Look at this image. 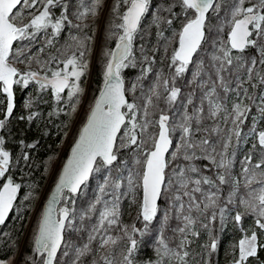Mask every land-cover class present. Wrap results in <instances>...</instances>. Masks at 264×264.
<instances>
[{
  "label": "snow or ice",
  "instance_id": "1",
  "mask_svg": "<svg viewBox=\"0 0 264 264\" xmlns=\"http://www.w3.org/2000/svg\"><path fill=\"white\" fill-rule=\"evenodd\" d=\"M101 0H80L76 11L73 15L77 20L83 21L89 14L95 16L99 10ZM179 4L183 14L185 23L182 24L180 31L174 33L178 35L179 46L173 50L170 68H174V76L182 75L188 65L192 61L193 54L199 48L201 41L204 39V28L207 20V14L210 11L219 12L221 5L216 0H175ZM175 3L169 5L164 11H167L171 16L177 14L172 11ZM248 4L245 7V4ZM150 0H117V5L114 11L117 12L118 23H114L113 30L118 32L116 38V45L114 49H110L106 53V64L104 69V87L101 90L100 96L96 99L94 106L90 112L87 123L84 125L80 138L77 140L72 149V156L64 165L62 174L59 178V183L56 185V193L59 196L64 189H68L71 193H77L80 186L88 179L89 174L97 169L94 164L97 158H101L104 165H111L117 159L114 154V145L118 138V133L123 128V136L120 138L121 146H136L144 148V161L143 171L140 175V184L142 185V201L140 203L139 217H142L145 222V230L148 224L156 217L158 212L157 200L162 192V185L165 183V169L170 163L166 160L165 154L168 153L170 146L173 144L172 133L180 130L181 138L177 143V151L172 153L173 158H176L183 152L184 159L191 161L197 158L195 151L201 148L206 155L205 159L211 160L217 168H227L230 161L224 158L221 153L219 163L216 161V156L213 152H208L210 141L202 139L198 143L193 142L192 121L196 119L199 122L200 113L204 111L203 107L195 109L192 115L187 112L182 117V122L178 125H171L169 115L163 111L159 115L158 120H150L149 109L153 106L154 99H160V92L158 91L159 85H154L150 90V95L144 98V103L139 106L135 103H129L125 98L124 82L121 78V71L129 66H135L133 55V41L140 28L142 19L145 14L149 12ZM22 6V7H21ZM123 6L124 11L120 13L119 7ZM21 7L20 11H14ZM68 5L65 0H0V94L6 95V110H3V119H0V129L4 128L6 121L11 117L14 109V93L13 88L15 85H22L28 87L30 82H35L39 85L40 89L49 88L52 91L57 101L61 100V94L67 90V97L69 106L75 111L76 105L72 101L79 96L82 89L79 85V80L87 68V62L83 60L85 55L84 42L77 41L80 50L73 52L63 60L45 61L43 64L39 59L32 57L26 50L25 46L14 47V42L17 41H31L34 40L38 33H47L51 30L52 36L60 34L65 24H71L68 16ZM61 9L59 15L54 11ZM25 12L27 15H25ZM231 19L226 20L230 24V31L228 32L227 44L228 47L220 49L222 56L213 57L214 60L220 61V67L217 69V78L220 81V86L224 88L225 92L230 89L224 83V77L220 73L224 70L225 63L227 65L233 64L230 52L232 49L243 51L247 46L254 45L255 40L251 39L253 34L256 36H264V0H234L231 6ZM160 19L158 14H154V22ZM172 19L166 21L167 24H172ZM79 28L81 25H75ZM157 27L159 24L157 23ZM254 30V32H253ZM159 37H164L163 32H158ZM75 40L76 38L73 37ZM47 43L50 45L52 39H48ZM43 51V49H41ZM264 53V49H262ZM27 57V59H25ZM148 60L147 57H145ZM39 65V70H33L32 63ZM264 63V61H261ZM26 63L25 69H20L16 65ZM62 64L63 67H57L53 70L51 67H45L50 64ZM151 63V61H149ZM255 64V61L252 62ZM152 69L148 67L144 69V73L150 72ZM253 68H248L249 73L253 72ZM43 73V74H42ZM194 76H200V70L194 73ZM159 79V74H158ZM264 82V77L261 78ZM170 81L163 80L164 90L167 95L164 97L165 102L171 106L174 104L180 94V89L174 86V83L169 87ZM133 91L135 85H133ZM246 92V90H245ZM239 97V93H237ZM251 99V97H245ZM207 100L208 114L210 117L215 118L220 112H228L223 103L220 101L216 94V85L213 84L208 90L204 92L202 103ZM4 101H0V104ZM191 104V99L188 100ZM27 108L31 107L29 101L25 105ZM143 108V116L139 115L140 108ZM126 108L128 111H122ZM62 110V109H61ZM250 111L247 104L243 99H239L231 106V112H228L227 120L229 117L232 119L233 125L236 127L232 130L236 137H240L239 125L243 123ZM260 112L264 115V96L261 97ZM38 114L31 112L28 116L32 120ZM51 115V113H50ZM23 118V117H22ZM150 127L158 128V132L153 133L148 140L141 139ZM139 130V131H137ZM255 134L259 146L264 149V130L258 131L255 126L252 129ZM125 141L127 142L125 144ZM151 142V150H147L148 143ZM23 144V141H21ZM28 148L34 147L33 144L25 145ZM255 146V145H254ZM223 148H228V142L223 144ZM23 159L27 161L28 154L23 153ZM249 161L251 157L247 158ZM11 163V153L6 150L5 139L0 136V178H4L9 172ZM264 166V160L257 163L254 167L260 169ZM245 174L249 172L246 167ZM199 170L195 166L188 168H179L175 170L176 183L179 185L177 192L183 190L182 195L188 197L189 212L193 208H199L197 198L192 194L201 192V184L213 185L214 181L207 176L193 180L187 173H198ZM221 183L225 182V176L218 177ZM255 179V173L248 179V184L251 185ZM262 186L258 193H254L251 200L241 203L246 205L248 210L257 215L256 226L264 230V181H256ZM109 183V178L105 177V184ZM169 185L172 181H168ZM105 184L99 186L101 193L104 192ZM190 184L196 187L188 191ZM129 188L135 187L134 177L130 173L128 177ZM21 185L13 181L12 176L8 175L7 179L0 187V225L6 222L11 210L14 209V201L17 198V192ZM115 189L120 188V183H114ZM28 197H25L27 199ZM181 195L177 194L174 198L176 202H180L179 209L176 210L177 217L182 216L185 225L177 229L182 235L194 224V220L190 215H184V204L181 202ZM209 204L214 205L216 201V194L210 192L207 196ZM55 202V201H54ZM103 203V207L97 209V205ZM205 204L204 207H209ZM99 212L97 223L93 226L88 236V242L84 243L81 247L75 249L76 259L73 264H78L81 257L86 256L92 252V243L99 242V248H111L115 246L122 238H127L128 247L126 254L123 255L121 264H133V253L137 248V240L128 231L127 225H119V197H115L112 201H103L98 195L96 201L90 204L88 212ZM223 214L224 209H220ZM69 209L67 207L60 208L58 217L53 216V208L49 205L47 211L43 214L39 222V228L35 235V247L33 251L40 257L42 264H53L57 257V251L64 243V230L73 227V221L70 219ZM167 215L165 220H167ZM215 217L213 216V219ZM83 219V216L81 217ZM236 222L241 220V214L237 213L235 216ZM113 226L120 227L123 232V237H115L111 234ZM206 227V226H205ZM140 231L136 228L135 224L131 226V232L135 233ZM197 234V233H194ZM186 240V237H185ZM185 240H181L177 249L174 251L161 237L158 241L156 249L159 259L154 264H164L165 257L175 256L185 264L184 257L188 255L185 251L181 254L180 249L184 247ZM208 247L215 250L217 247L216 239H211ZM258 245L257 232L252 231L251 235H246L238 243V258L233 264H246L250 257H256ZM65 255L68 253L65 252ZM32 264H36L35 257L29 258ZM103 264H113L107 256L100 258ZM0 264H14L5 259H0ZM27 264V261L25 262ZM93 264H97L94 260ZM153 264V262H150Z\"/></svg>",
  "mask_w": 264,
  "mask_h": 264
},
{
  "label": "trees",
  "instance_id": "2",
  "mask_svg": "<svg viewBox=\"0 0 264 264\" xmlns=\"http://www.w3.org/2000/svg\"><path fill=\"white\" fill-rule=\"evenodd\" d=\"M216 1H219V4H226V5L229 3H234V0H216ZM65 2L68 5H70L69 10H68V16H69V20L71 21V24H65V27L61 30L60 34L53 37L51 30L49 29L47 33H44V32L38 33L36 38L34 40H31L30 42L29 41L14 42V47L25 46L27 52L32 57L37 58V59H41L42 57L43 62H41V64L44 63L45 61H49L48 60L49 56H53V58L57 61L66 59L67 56H70L73 53V46H72L73 45L72 41H74L73 37L75 38L78 37L77 35L78 29L81 30L82 28H84L85 30L86 27L82 26V23H80L82 21L77 20L76 17L73 15V13L76 11L78 4L80 3V0H65ZM173 3H175V0H150L149 12L146 13L144 18L142 19L139 29L140 30H160V27H157V23L159 24V26H163V25H166V21L168 19H172L173 22L171 26H173V30L174 29L180 30L182 27V24L185 23L186 21L184 19V14L181 8L179 7V4L175 3V7H173L172 9V11L177 14L176 16H171L169 12L163 10ZM21 7H18V9L14 11H20ZM119 8L122 10L123 6H120ZM101 10H102V0L100 2L99 10L96 14L97 16H94V19L92 22L93 33L91 30L87 31L88 32L87 38L90 39L93 37L90 47L92 46V42L95 38V34H96L95 31L97 30L98 25L100 23L97 21L98 20L97 18H99ZM54 11L56 12L57 15H59L61 9H55ZM154 14H158L160 17V19L157 22H154ZM214 14H215V11H210L207 14V20H206V24L204 28V39L202 40L199 46L200 49H203V45L206 40L205 34H207V27H206L207 23L209 24L210 19H212V16ZM219 14H221V10ZM25 15H27L26 12H25ZM111 19H112V16H111L110 10H106L105 16L103 19L105 21L104 22L102 21L101 23L102 33H106L108 31L107 26L109 24V20ZM218 20H222V22L220 23V26L222 27V30H223L222 31L223 36H226V30L228 27L226 25L227 18L226 17L224 18V14L222 13L221 17H219ZM78 24L81 25V27L79 28L75 27V25H78ZM47 37L50 39H53L54 49L51 50L47 47H44V50L41 51L39 42L46 40ZM67 42H69L70 44L66 46L62 45L63 43L67 44ZM144 42H146V40L142 41V43ZM155 42L158 48V44L160 41H155ZM150 43H151V40H149L147 45L137 44V46L135 47H138V50H141L143 48L146 49L145 51L149 55ZM224 47L230 48L228 44H224ZM249 48H250V45L247 46L243 51H240V50L236 51L233 49L231 50L230 55L232 56L234 64H235V61H234L235 58H233V56L235 55L244 56L248 60V56L250 53ZM157 50H158V55L156 56L157 61L149 63V61L141 59L137 62V66L139 67V69L137 68L136 70L128 69V71L125 70V74L123 76L124 78H122L124 80L125 95L129 103L131 102L134 103L135 96L133 97L129 95L128 93L129 85L127 82L129 81L128 78L130 77L134 78L136 77L137 74H141L142 76L137 75V78L135 80L140 81L143 86L145 85V86L151 87L157 84L159 85L158 91L161 94L160 99L158 100L154 99L153 108L155 110L158 109L159 111L158 113L160 114L163 111L167 115H172L170 117V120L176 123V120L182 119L185 112H188L191 106L194 105L193 107L194 109L200 108V104H202L201 106L206 107V102L204 100L203 103L202 101H199L197 103L192 102L191 104L188 103V101L186 100V96L189 95L192 90H194L193 84L191 81L192 78H189L188 77L189 74H187L188 72H185L182 75L175 77V80L173 81L174 68H170L169 67L170 64L169 62H167L169 53L167 54V56L165 55L166 52H164V46L161 47V53L159 49ZM212 50H214V48H212ZM195 55H196V52L194 56ZM207 57H208V54H206V60L208 63L206 64V68L203 71L202 80L198 78L201 80V86L199 87L200 92H202V95H203V93L209 87H211L210 85L215 84L217 96L219 97L221 102L225 103L228 93L225 92L223 87H221L220 83L218 82L219 80L217 78V69L219 68V66L215 65V67L214 66L212 67L211 65H209L210 60H208ZM25 59H27V57H25ZM22 64L27 67L26 63H22ZM59 65H62V64H59ZM16 66L22 69L21 64H17ZM237 66L238 65H233V64L227 65L225 63L224 70L220 73V75L223 74L224 79H227L228 73L234 75L231 70L232 67L236 68ZM260 66H259V69L261 68ZM31 67L33 70H39V65H37L34 62L32 63ZM45 67H51L53 70L56 69L54 68V65L52 64L45 65ZM148 67H151L152 70L145 74L143 70L147 69ZM261 69H262L261 73H264V68H261ZM84 71L85 72L83 76H85V79H86L88 75L87 68ZM158 74H159V79H158ZM162 77H163L162 81L164 79H168L170 81L169 87H171L172 84L174 83V86L175 87L178 86L177 88L180 89V94L178 96L177 101L171 106H169L165 102V99H164V97L166 96L165 92L164 93L161 92L162 90H164V86L161 84V81H160ZM101 79L102 77L100 75V71L98 70V67L96 65L93 71L92 79H91L93 84L96 85V87L94 88L95 93L97 92L98 88L102 84ZM224 81L226 82L229 88H231L234 82V80L232 79H228ZM249 83L254 87V89L252 88L251 90L250 89L248 90L249 86L246 85L245 87H246L247 95L245 96L256 95L261 85L263 84V82H261L260 80H256L254 82L249 81ZM150 90H147V92H144L145 90L144 91L141 90L139 97H138L139 98L138 104L140 106H142L141 98L144 103V98L151 94ZM13 93H14V100H17L19 96V89L17 85L14 86ZM46 93H47L46 94L47 98L48 96L52 97V91L50 87L46 88ZM29 100L32 106L33 104L32 96H29ZM0 101H4V103L0 104V117L2 116V119H3V110H6L5 95L0 94ZM30 108H26V109L29 110ZM141 108H140V111H141ZM65 109H66V113L60 114V117H59L60 120L59 119L58 121L54 120L55 122L57 121L55 126L53 127L51 124L49 132L46 135V137L38 139V140L36 139V135L39 133V129L26 128L25 118H23L24 120L23 119L19 120L16 117L14 119H11L12 116H14L15 114V110H16L15 104H14V109H13V113L11 117L6 121V125H9L10 127H12L13 135L15 136L16 142H18V145L14 147L15 150H13V152L18 151V149L20 148L19 145H21V140H23L24 145L28 144L29 143L28 141L34 140V144H33L34 147L25 149V151L27 150V152L25 153L28 154L30 159L26 163H24L22 166L20 165V168L25 170L24 174L26 175V180H28L27 182L30 184L35 183L39 186V188L36 189L37 190L36 193L30 192V196H26L29 192L26 186H21L20 189L18 190L17 198L14 202L17 203L20 200H23L22 202L25 201L26 207L24 208L22 212V217L19 222H17V215L16 214L14 215L13 213L14 210H11L8 218L6 219V222L0 225V232H2L3 235H4V232L9 233V236L5 240L6 242L3 244L4 248L1 249L2 251L0 250V258L2 259H7L11 253L13 254L16 253L17 246L19 247V242L21 241L20 239L22 238V235L25 229V224L27 223L28 218L30 217V214L32 213V210L34 206L36 205V201H37L36 194H39L41 192V189L44 186V183L46 182L47 177L45 175V171H46L45 167H47L50 164L51 160L55 156H57V154L59 153V143L61 142V138L67 133V131L70 130V127H71L70 126L71 124L70 123V118H71L70 112L72 111V114H73V110L69 105L65 107ZM123 111L127 112L128 110L126 108H123ZM221 114L222 112L218 113L216 118H219ZM208 120L210 119H209V114L207 113V109L204 111V116H202L201 114V119L199 120V122H197L196 119H193L192 139H194L195 141H197V139H201V140L208 139L210 141V145L208 146L207 150L208 152H213V149H215V152L213 153V155L216 156L217 163H219L221 159L220 154L223 153L224 158L230 161V165L227 168H217V165L213 164L211 160L209 159L207 160L203 158L202 155L203 154L206 155V153L202 149L200 150L199 148H197L195 151V156L197 158L192 159L191 161H186L184 159L183 152H181L176 158H173L172 153L177 151L176 145L177 143H179L180 138H181V133H179L180 138L178 142L176 143L173 141V144L170 146L168 153H166V160L169 161L170 163L165 169V183L162 187L163 190L161 192V197L157 205L158 212H157L156 217H154V219L148 224L146 230H145V222L143 221L142 217H139L140 203H141V184L139 180H135L136 182L135 187H133L135 198L133 200V208H132L133 210L131 211L132 213L134 211L135 214L137 215V217L135 218L136 219L135 221L140 231H138V234L136 235L137 248L134 251L133 257H132L134 264H145L146 260H149L153 262L154 264V262L159 259V257L156 254V249L158 247V241L161 237L165 239V242L171 248L173 247L176 248L179 245L178 237L180 235L183 236L184 239L185 237L186 239H189L188 243L192 242V240L200 242L208 230L207 226L211 227L209 223H211L213 216L215 217V220L213 221V225L215 226H214V229H211L213 233L207 238V233H208L207 232L204 242H206V244L208 245L209 239H211L214 236H219L218 250L216 251L217 253L214 252L215 260H214L213 254L210 253L208 255H210L211 259L213 258V260L216 261L217 264H233L234 260L236 259L235 255L237 254L236 244L238 242V239L242 235H246V233H250V231L257 229L256 228L257 226L255 225V221H253L254 217H252V214L248 212V208H247V211H242L241 220L239 222H236L234 220L235 225L233 226L227 223L225 230H222V233L219 232V229H220L219 224L221 222V218L218 215H221L220 209H224V211L225 210L231 211L230 208L233 207L231 202L233 199H235L234 194H232L233 188L235 185V179L233 180V177H232V172L234 170L236 171V174H238L240 180L242 179L241 175L243 176L245 174L244 169L247 167L249 170L255 171V181H264V166H262L260 169L254 168V166L257 163H260V161L262 160L263 149L259 146L258 143H254L251 147L249 144V146L246 145L244 147L246 148V150H244L243 153L239 154V152H237L238 149L236 145V143L238 142V137H236L234 133L232 132L230 128V121L226 120L224 124H220V126H218L216 123V119L212 120V123L209 122ZM246 123L248 125L249 122L246 121ZM249 126H251V123H249ZM262 128H264V125ZM152 130H155V128ZM3 132L4 131L2 128L1 134ZM122 133L123 132L121 130L120 136L122 135ZM117 141L119 143V139ZM226 141L228 142V148L225 150L223 148V144ZM127 149H128L127 157L124 158V157L117 156V159L111 165H104L103 162L97 161L95 164V169L97 170L91 173L88 180L84 183V185L81 187V189L76 195H73L69 193L68 191L62 192L61 198L62 196L67 194L69 198L68 200L72 201V206L67 207V208L69 209L70 213H72V215H70V219H72L73 221V227L65 229L64 243L62 244V247L60 248L57 254L54 264H57V261L61 257L62 253L67 252L68 253L67 257L70 258V256L73 253H75L76 255V252H75L76 248L81 247L84 243L88 242L89 233L91 232L93 226L97 223V219L99 216L98 211L88 212V209H89L90 204L96 201V197L98 195L101 197L102 202L103 201L110 202L115 197L118 196L120 213L123 212L122 209L124 207H127L128 203L130 204L128 200V196L125 195V192L127 190H125L124 187H122L121 188L122 191L116 194V189L114 187V183L117 181L116 176L118 177L119 175H121L122 176L121 179H124L128 175L126 174V171L128 170V168H131V170L135 172L136 178H138V176L142 172V169H143L142 162H141L142 159L141 160L139 159V161L135 163V165H133V162L131 160L132 154L137 152V147L127 146ZM248 157H251L250 161L247 159ZM189 166H195L199 170V172L196 174L187 173V175L191 176L193 180L207 176V177H210L214 181V184L211 186L201 184L200 185L201 192L192 193L197 198V202L199 203V208L198 209L193 208L190 212L188 210V206H189L188 197L182 195L183 193L182 189L180 190L179 193L177 192L179 185L176 183V173H175V170L179 168H188ZM220 175L225 176L224 183H221L219 181L218 177ZM105 177L109 178L108 184H105ZM2 180L3 178H0V186H1ZM169 180L172 181L171 185H169L168 183ZM101 184H105L103 193H101L100 188H99ZM261 186L262 185L260 183L255 182L252 186L245 185V187L240 188L242 189V192H244V190L252 189V192L248 196H245L247 198L245 200L252 199L253 194L258 193ZM194 187H196V185L190 184L188 187V191L191 192V189ZM210 192H214L216 194V201L214 205L209 204V201L207 199V196ZM177 194L181 195V198H182L181 202L185 206L183 210V214L190 215L192 219L194 220V224L191 226V230H187L183 235L177 231L178 228L184 227L185 225V222L182 216L180 218L177 217L176 210L179 209L180 207V202H176L174 200ZM239 195L240 193H238V196ZM25 197H29V198L25 199ZM205 204H209V207L205 208L204 207ZM102 207H103V203L97 205V209H100ZM166 215L168 217L167 220H165ZM82 216H83V219H81ZM131 218H132L131 213L128 212L127 214V212H123V215H120L119 217V225L129 226L128 225L129 223H126L123 221L131 220ZM250 218L252 219L251 220L252 229L245 230V234L243 233L240 234V231L237 230L235 226L246 224L247 222H249L248 219ZM193 227H194V231L202 232L204 230L205 233L195 235L193 233L194 232ZM259 233L257 232V234ZM111 234L115 237H123V232L121 228L117 226H113V228L111 229ZM220 235H223L222 239L220 238ZM10 238L15 239L17 246L15 244L13 245V247L7 246L8 242H10L11 240ZM92 244L95 247L99 246L98 240L94 241ZM258 245H260V247H258L256 257H250L248 261L246 262V264H264V238L262 240L259 239ZM127 247H128L127 238L120 239L115 246L111 247L109 251H107V255L110 257L109 259L110 260L113 259L112 261H114V259L117 257L119 259H122L123 258L122 254L126 252ZM29 248L30 246L26 245L20 251V254H22L24 251L27 252V250H30ZM190 248L192 249V251L194 250V247H192V245ZM205 249H208V246H206ZM95 250L96 248L92 250V253L90 252L88 254H94ZM34 255H36V253ZM62 256L66 257L65 254H63ZM102 256L103 255H101V257ZM104 256H106V254H104ZM101 257H97L94 259L97 262V264H103V260L100 259ZM192 259L193 261H198V263L196 264H199L200 262L199 258H198L199 260H196L195 257ZM85 260H87V256ZM65 262H67L65 264H70V261L65 260Z\"/></svg>",
  "mask_w": 264,
  "mask_h": 264
},
{
  "label": "rangeland",
  "instance_id": "3",
  "mask_svg": "<svg viewBox=\"0 0 264 264\" xmlns=\"http://www.w3.org/2000/svg\"><path fill=\"white\" fill-rule=\"evenodd\" d=\"M216 2L219 3V1H216ZM253 2H255V0H253ZM116 5H117V0H102V10H101V13L99 15L100 19L96 17L98 19L97 21L100 23L98 25L97 30L95 31L96 34H95V38L92 42L91 47H90V45H91V41H92L93 37L88 39L87 38V34H88L87 31L93 30L92 29L93 28L92 22H93L94 16L92 17V15L89 14L82 22L79 21L80 23H82V26H84L86 28H85V30H84V28H82L81 30H79V29L77 30L78 37L74 41H72V43H73L72 46H73V52H77L78 50H80V46H79L77 41H83L84 42L85 47L83 50L85 52V55L83 57V60L87 62L88 75H87L86 79H85V76L82 75L80 80H79V85H80V88L82 89V92L79 94L78 97H76L72 101V103H74L76 105V107H75V111H73V114H72V111L70 112V117H71L70 118V123H71L70 124V126H71L70 130L67 131V133L61 138V142L59 143V153L57 154V156H55L51 160L50 164L47 167H45L46 168L45 175L47 177L46 182L44 183V186L42 187L41 192L39 194H36V198H37L36 199L37 200L36 205L34 206L32 213L30 214V217L28 218V221L25 224V229H24L22 238L20 239L21 241L19 242V247L17 246L16 241L13 238L12 239L10 238L11 240L7 244V246L13 247L14 244L17 246L16 253L15 254L11 253L10 256L7 259H5V260H8L10 262L14 261V264H25L26 261H27V264H32V261L29 259L31 257H35L36 264H42L40 257L37 254L34 255L35 252L33 251V249L35 247V245H34L35 235L38 231L39 222H40V218H41V214H42V203L45 200L51 186L55 182L56 177L58 175V172L61 168V165H62L64 159L66 158L67 154H68L69 147L72 144V142L74 141V139H75V137L79 131V128H80L82 122L84 121L88 111L90 110V108H91V106H92V104L96 98V95L100 89V87H99L97 92L95 93L94 88L96 87V85H94L92 80H91L92 75H93V71H94L96 65H97L98 70L100 71V75L102 77L101 83L104 80V69H105V64H106V59H107L106 53L110 49H114V47L116 45V38L119 35L118 32H114V30H113L114 23L119 22V20L117 18V12L114 11V8L116 7ZM220 5H221V8H220L221 14H219L220 11L219 12L215 11V14L212 16V19H210L209 24L207 23V26H206L207 27V34H205L206 40H205V43L203 45V49L198 48V50L196 51V55L194 56L193 60L190 62V64L188 65V68L185 71V72H188L187 73V74H189L188 77L192 78L191 81H192L193 88H194V90H192L191 93L186 96L187 101L189 99H191L192 102H196V103L199 101H202V97H203L204 93L202 95V92H200L199 87L201 86L203 71L205 70L206 64L208 63L206 60V54H208L207 59L210 60L209 65H211L212 67L213 66L215 67V65L220 67V61L214 60L213 57H221L222 56L220 49L222 47H224V44H227V32L230 29V24H228V23L226 24L228 26L227 30H226V36H223V32H222L223 30H222V27L220 26V23L222 22V20H218V19H219V17H221L222 13L224 14V18L226 17L227 20L231 19L230 12H231V6L233 5V3H229L227 5L226 4H220ZM247 6H248V4L246 3L245 7H247ZM119 9H118V11H119ZM106 10H110L112 19L109 20V24L107 26L108 31L106 33H102L101 23H102V21L103 22L105 21L103 19H104ZM124 10L125 9L123 7L122 10L120 9L121 12L120 11L119 12L122 13ZM95 16H97V15H95ZM159 27H160V30H140V29L138 30V32L134 38V41H133V46H134L133 55H134L135 66L134 67L129 66L128 68L123 69L121 71V78H124L123 76L125 74V70L128 71V69H131V70H136V68L139 69V67L137 66V62L141 59L146 60L145 57H147V56H149V57H147L148 58L147 61H151V62L157 61L156 60V56L158 55L157 49H159L160 53H161V47L162 46H164V52H166L165 55L167 56V54L169 53V57L167 59V62H169V64L172 63L171 56H172L173 50L178 47V35L174 36V33L178 34V32L180 30H175V29L173 30V26H171L167 23H166V25L159 26ZM158 32H163L164 37L163 38L159 37L157 35ZM253 32H254V30H253ZM92 33H93V31H92ZM48 39H50V38L47 37L46 40L39 42L40 50L41 49L44 50V47H47L51 50L54 49L53 39H52V43L50 45L47 43ZM251 39L255 40L256 43L254 45H250V48H249L250 53L248 56V60L244 56H239V55L233 56V58H235L234 59L235 64L233 62V65H238V66L236 68L232 67V69H231L232 73L234 75L228 73L227 79H224V80H228V79L234 80L231 88H229L228 85L226 84V82L224 81V83L230 89L227 92L228 96L226 98L225 103L222 102L223 105L225 106V108L228 109V112H231L232 104L234 102H237L239 99H243V102L245 104H247L250 108V111L248 112L247 116L245 118H243V123L239 125V131L243 132V133H241L240 137H238V142L236 143L237 149H238L237 152H239V154L243 153L244 150H246V148H244L246 145L249 146V144H250V147H251L254 143H258V140L252 131L254 126H255L257 132L264 130V128H262L264 125V115H262L260 112L261 97L264 96V93L262 94V90L264 91V82L261 85V87H260V89L256 95L247 96V97H251V99L245 98L246 97L245 95H247V92H245V90H246L245 86L246 85L249 86L248 90L249 89L251 90L252 88L254 89V87L249 83V81H252V82H254L256 80L261 81V78L264 77V73H261V71H262L261 68H264V63L261 62V61H264V53H262V49H264V36L258 37L255 34H253ZM145 40H146V42L142 43V41H145ZM149 40H151V43L149 46L150 47L149 55H148V53H146V51H145L146 49L143 48L141 50H138V47H135V46H137V44L138 45L139 44L147 45ZM155 41H160L158 44V48H157ZM68 44H70V43L69 42H67V44L63 43L62 45L66 46ZM212 48H214V50H212ZM163 55H164V53H163ZM52 59H53V56L48 57L49 61ZM39 60H40V62H43L42 57ZM253 60L255 61V64L252 63ZM239 62H241V63H239ZM52 65H54V68H57V67L62 68L63 67V65H57L55 63H53ZM259 66L261 67L260 69H259ZM21 67H22V69L26 68V66H24L23 64H21ZM248 68H253L254 69L253 72L249 73L247 71ZM198 70H200V76L199 77L194 76V73H196ZM227 71H228V69H227ZM235 71H236V73H235ZM137 75L142 76L141 74H137ZM137 75L134 78H132V77L128 78L129 81L127 83L129 85V89H128L129 95H131L133 97L135 96L134 103L139 105L138 104V101H139L138 97H139L141 90L142 91L145 90L144 92H147V90L152 89L153 86H151V87H148L145 85L143 86L140 81L135 80L137 78ZM222 76L224 77L223 74H222ZM198 78H200L201 80ZM162 79H163V77L160 79V81H161V84L163 85ZM218 82L220 83V81H218ZM145 83H146V81H145ZM133 85H135L134 91L132 90ZM17 86L19 89V96H18L17 100H14L16 110H15L14 116H12L11 119H14L15 117L18 118L19 120L25 118L26 128H28V129H30V128L39 129V133L36 135V139L38 140L41 138H45L49 132L51 124L54 127L55 124L57 123L59 117H60V114L66 113L65 107H67L69 105L68 97H67V90H65V92L61 94V100L57 101L53 94H52V97L48 96V98H47L46 89H43V90L40 89L39 85L36 84L34 81L32 83L30 82L29 86L26 88L23 87L22 85H17ZM210 86H212V85H210ZM161 92L164 93L165 90H162ZM237 93H239V97L237 96ZM165 94L167 95L166 92H165ZM29 96H32L33 104L31 106V108L28 110V109H26L27 107L25 105H26V103H28L30 101ZM141 101H142V105H143L142 98H141ZM205 102H206V107L201 106L202 104H200V107H203L204 111L207 109V113H208L207 100H205ZM153 107L154 106H152L149 109V117L148 118L150 120H158L160 113H158L159 112L158 109L155 110ZM193 107H194V105L191 106L190 110L187 112L189 115H192L194 113L195 109ZM192 108H193V110H192ZM204 111L199 114L200 119H201V114H202V116H204ZM31 112H35L38 115L36 117H34L32 120H29L28 116ZM228 112H222V114L219 116V118H216V117L212 118L209 116V119L211 121L210 120H208V121L212 123V120L216 119L217 125L220 126V124H224L226 122L225 117L228 116ZM50 113H51V115H50ZM139 115L141 117L143 116V108H141ZM171 116L172 115H169V117H171ZM0 119H2V116L0 117ZM54 120H57V121L55 122ZM227 120L230 121V128H231V130H233V128H235L236 126L233 125L231 117H229ZM245 120L248 121L249 123H251V126H249V123L247 125ZM181 122H182V119L176 120V123L174 121L170 120L171 125H178ZM154 128H155V130H152ZM3 131L4 132L1 134V136L4 137V139H5L6 150L10 151V153H11L12 166L10 167L9 172L3 178L2 183L7 179V176L10 175V176H12L13 181L15 183L20 184L21 186L27 187V190H29V192L26 196H30V192L36 193V191H37L36 189H38L39 186L35 183H31V184L28 183L27 182L28 180H26V175L24 174L25 170L20 168V165L22 166L24 163H26L30 159L28 156L27 161H25L23 159V155H22L23 153L27 152V150L25 151V149L28 147H26L23 143V144L19 145L20 148L18 149L17 152H13V150H15L14 147L18 145V142H16L15 136L13 135L12 127H10L9 125H5V127L3 128ZM122 132H123V128H122ZM156 132H158V128L150 127L147 130V132L145 133V135L142 136L141 139L148 140V138L153 133H156ZM120 133L118 136L119 143H118V141L115 143L114 154L116 155V157L120 156V157L126 158L128 149H127V146H123V147L121 146L120 138L123 136V133L121 136H120ZM179 133H180V130L178 128H177V131L172 133V140L176 143L178 142V140L180 138ZM200 140L201 139H197V141H195L193 139V142L198 143ZM21 141H23V140H21ZM28 142H27L28 144H34V140L28 141ZM126 143L127 142L125 141V144ZM28 144H26V145H28ZM23 148H24V150H23ZM199 149L201 150V148H199ZM144 150H145L144 148H139V149L137 148L138 153L136 152L137 154L136 153L132 154L131 160L133 162V165H135V163H137L139 161V159L140 160L142 159L141 162H142V168H143V166H144L143 161L145 159ZM147 150H151V142L148 143ZM22 151H24V152H22ZM202 156L204 158L205 154H203ZM237 156H238V154H237ZM262 160H264V149L262 151ZM97 161L103 162L101 159H98ZM142 171H143V169H142ZM253 171L254 170H249V172L247 174H244L243 176L241 175V177H242L241 180H240L238 174H236L235 170L232 172L233 180L235 179V185H234L232 194H234L235 199H233L231 202L233 205V207L230 208L231 211L225 210L223 212V214L221 213V215H219V217L221 218V222L219 224V227H220L219 232L222 233V230H225L227 223L229 225H232V226L235 225L234 220H235V216L237 215V213L240 212L239 214H242V211H247L246 205L242 204L241 201L242 200H244V201L251 200V199L245 200V199H247L245 196H248L252 192V189L244 190V192H242V189H240V188L245 187V185L252 186L256 182L254 179V181L251 185L248 184L249 177H251L253 175V173H255V171L254 172ZM130 173L134 177V182H135V180H139V182H140V175L142 174V172L138 176V178H136L135 172H133L131 170V168H128V170L126 171V174H128V175L124 179H121L122 178L121 175H119L118 177L116 176V178H117L116 182L120 183V188L116 189V194L120 193L122 191V189H121L122 187H124V189L127 190L125 192V195L128 196V200H129L130 204L128 203L127 207H124L122 209V211L127 212V214H128V212L131 213L132 218H131V220L123 221V222L129 223L128 229L130 231V234L133 235V237L136 239V235L138 234V231L135 233L131 232V226L133 224H135L137 229H138V227H137V223L135 221L136 220L135 218L137 217V215L135 214L134 211H133V213L131 211V210H133L132 208H133V200L135 198V193L133 192V188H129V185H128V177H129ZM2 183H1V186H2ZM238 193H240L239 196H238ZM68 199L69 198H68L67 194L62 196L59 209L72 206V201H69ZM22 201L23 200H20L17 203L14 202L13 213H14V215L15 214L17 215V222H19L21 220L22 212H23L24 208L26 207L25 201L24 202H22ZM238 210H239V212H238ZM123 212L120 213V215H123ZM248 212L252 214V217H254L253 221L256 222L257 215L250 210H248ZM214 220H215V218L214 219L212 218L211 223H209V225H211V227L207 226V229H208L207 230L208 233L206 232L207 238L213 233L211 231V229H214V226H215V225H213ZM248 220H249V222H247L246 224H241V225L235 226L237 228V230L240 231V234L241 233L245 234V230L252 229V224H251L252 219L250 218ZM255 225H256V223H255ZM188 230H191V226ZM255 230L258 233L260 232L259 234H257L258 243H259V239L262 240L264 238V230H261L259 228L255 229ZM193 231H194V227H193ZM193 233L204 234L205 231L204 230L202 232L194 231ZM206 233L200 242L192 240V242L188 243L189 239L185 240L184 237L181 235L178 237L179 244H180L181 240H185L184 247L180 249L181 254L185 251L188 253V255L186 257H184L185 264H196V263H198V261H193L192 258H194V257L196 258V260L200 259L199 264H217V262L214 261L215 260L214 252L217 253L216 251L218 250L219 236H214L211 238V239L214 238L217 241V247L215 250H211L210 247H208V249H205V247L209 245V242L211 240V239H209L208 245L206 244V242H204ZM251 233H252V231H250V233H246V235L250 236ZM197 234H195V235H197ZM246 235H242L238 239V242L236 244V247H237V251H236L237 254L235 255L236 258H238V243ZM258 235H260V236H258ZM8 236H9L8 232H4V235L2 232H0V250L4 248L3 244L6 242L5 240ZM222 236L223 235H220L221 239L223 238ZM26 245L30 246V248H29L30 250H27V252L24 251L22 254H20V251ZM191 245H192V247H194L193 251L190 248ZM91 247H92V250H94V248H96L94 254L86 255L87 260H85L86 256L81 257L78 264H93V260L95 258L101 257V255L104 256V254H106V256H108L107 251H109L110 248H99V246L95 247L93 244L91 245ZM177 247L176 248L170 247V248L175 251L177 249ZM73 249H75V248H73ZM196 249H197V251H196ZM126 252H127V250H126ZM126 252L122 254V257L124 254H126ZM27 253H28V255H27ZM210 253L213 254L214 260H213V258L211 259L210 255H208ZM63 254L64 253H62V255ZM156 254H157V252H156ZM62 255L59 258V260L57 261V264L67 263V262H65V260L70 261V264H73V261L76 259L75 253H73L70 256V258H68L67 255H66V257H64ZM108 258H110V257L108 256ZM0 259H2V258H0ZM121 261H122V259H119L117 257L114 259L113 264H121ZM150 262L151 261L146 260L145 264H150ZM133 264H134V261H133ZM164 264H181V261L179 259H177L175 256L165 257L164 258Z\"/></svg>",
  "mask_w": 264,
  "mask_h": 264
},
{
  "label": "water",
  "instance_id": "4",
  "mask_svg": "<svg viewBox=\"0 0 264 264\" xmlns=\"http://www.w3.org/2000/svg\"><path fill=\"white\" fill-rule=\"evenodd\" d=\"M230 30H231V29H229V31H230ZM227 40H228V34H227ZM201 42H202V41H201ZM228 45H229V44H228ZM178 46H179V44H178ZM229 46H230V45H229ZM114 48H115V47H114ZM233 50H236V49H233ZM236 51H239V50H236ZM193 55H194V54H193ZM192 58H193V57H192ZM122 80H123V79H122ZM103 87H104V80H103V82H102V84H101V87H100V89H99V91H98V93H97V95H96V98H95V100H94V102H93V104H92L90 110L88 111V113H87V115H86L84 121L82 122V124H81V126H80V128H79V131H78V133H77V135H76L74 141L72 142V144H71L70 147H69L68 154H67L66 158L64 159V161H63V163H62V165H61V168H60V170H59V172H58V175H57V177H56L55 182H54L53 185L51 186V189L49 190V192H48V194H47L45 200H44L43 203H42V214H41V218H40V220L42 219L43 214L47 211L49 205H51L52 208H53V216H54V217H58V206H59L60 201H61V194H60L59 196H57V193H56V185L59 183V178H60V175L62 174V171H63L64 165L67 163V161L69 160V158L72 156V149H73V147L75 146L77 140L80 138L81 131H82L84 125L87 123V121H88V117H89L90 112H91V110H92V107L94 106L96 99L100 96V93H101V90H102ZM5 97H6V95H5ZM125 98H126V95H125ZM126 100H127V98H126ZM122 111H123V108H122ZM118 135H119V133H118ZM0 136H1V129H0ZM114 147H115V145H114ZM165 156H166V154H165ZM98 159H101V158L98 157L97 160H98ZM101 160H102V159H101ZM113 162H114V161H113ZM95 164H96V162H95ZM95 164H94V166H95ZM90 175H91V173L89 174V177H90ZM89 177H88V178H89ZM86 181H87V180H86ZM86 181H85V182H86ZM85 182H84V183H85ZM84 183H83V184H84ZM83 184H82V185H83ZM82 185L80 186V188L82 187ZM162 186H163V185H162ZM1 187H2V186H1ZM141 187H142V185H141ZM80 188L78 189L77 193L79 192ZM63 191H68V192H70L68 189H64ZM70 193H71V192H70ZM77 193H75V194H77ZM71 194H73V193H71ZM142 196H143V192H142V189H141V201H142ZM160 197H161V195L159 196V198H158V200H157V205H158V202H159V200H160ZM54 201H55V202H54ZM38 228H39V227H38ZM63 236H64V233H63ZM34 245H35V242H34ZM58 251H59V249H58ZM58 251H57V253H58ZM54 261H55V260H54ZM53 264H54V262H53Z\"/></svg>",
  "mask_w": 264,
  "mask_h": 264
},
{
  "label": "bare ground",
  "instance_id": "5",
  "mask_svg": "<svg viewBox=\"0 0 264 264\" xmlns=\"http://www.w3.org/2000/svg\"><path fill=\"white\" fill-rule=\"evenodd\" d=\"M263 93H264V91L262 90V94H263ZM262 94H261V95H262ZM183 111H184V110H183ZM74 195H76V194H74ZM213 212H214V211H213ZM217 213H218V212H217ZM218 216H219V215H218Z\"/></svg>",
  "mask_w": 264,
  "mask_h": 264
},
{
  "label": "built area",
  "instance_id": "6",
  "mask_svg": "<svg viewBox=\"0 0 264 264\" xmlns=\"http://www.w3.org/2000/svg\"><path fill=\"white\" fill-rule=\"evenodd\" d=\"M257 121V120H256Z\"/></svg>",
  "mask_w": 264,
  "mask_h": 264
},
{
  "label": "flooded vegetation",
  "instance_id": "7",
  "mask_svg": "<svg viewBox=\"0 0 264 264\" xmlns=\"http://www.w3.org/2000/svg\"><path fill=\"white\" fill-rule=\"evenodd\" d=\"M65 231V230H64Z\"/></svg>",
  "mask_w": 264,
  "mask_h": 264
}]
</instances>
